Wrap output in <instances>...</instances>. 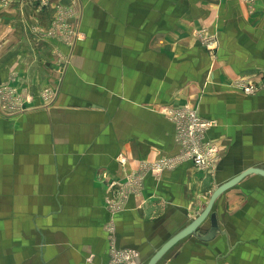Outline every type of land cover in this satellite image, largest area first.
<instances>
[{
	"label": "crops",
	"instance_id": "1",
	"mask_svg": "<svg viewBox=\"0 0 264 264\" xmlns=\"http://www.w3.org/2000/svg\"><path fill=\"white\" fill-rule=\"evenodd\" d=\"M3 95L17 98L8 113ZM184 106L214 121L218 158L142 172L179 152L168 113ZM252 166L264 168V0H0V264H109L112 246L146 264ZM213 211V238L208 218L159 264H264V177Z\"/></svg>",
	"mask_w": 264,
	"mask_h": 264
},
{
	"label": "built area",
	"instance_id": "2",
	"mask_svg": "<svg viewBox=\"0 0 264 264\" xmlns=\"http://www.w3.org/2000/svg\"><path fill=\"white\" fill-rule=\"evenodd\" d=\"M200 35L204 38V43L212 51L218 48L217 35L208 31H204ZM203 40V39H202ZM215 45V48L213 46ZM234 86L240 88L242 92L246 94L256 93L258 85L248 84L242 80H236ZM258 86V87H257ZM52 96V92L47 94V99ZM3 102L1 103V110L4 113H8L9 104H6L9 99H17L15 96L3 95ZM26 107L22 108V111H26ZM168 115L171 121L175 124V139L177 140L180 150L173 157H162L153 163L143 164L141 166L142 172L152 171L155 173H161L165 169H169L177 163L191 161L195 166L201 170H207L213 165L217 159L219 153L217 146L208 138H206L207 131L215 125L213 120H204L199 115L195 108H189L187 106L172 109ZM121 163H126L125 159ZM115 183L112 184L114 186ZM116 208L119 205L117 202ZM137 249H121L116 246H112L110 249V262L109 264H142V261L137 259Z\"/></svg>",
	"mask_w": 264,
	"mask_h": 264
},
{
	"label": "water",
	"instance_id": "3",
	"mask_svg": "<svg viewBox=\"0 0 264 264\" xmlns=\"http://www.w3.org/2000/svg\"><path fill=\"white\" fill-rule=\"evenodd\" d=\"M252 174H257L264 177V168L262 167H254L246 169L245 171L237 174V176L222 182L220 186H218L213 193L210 195V199L203 209L200 215L193 219V221L184 227L177 234L169 238L158 251H156L150 258L146 264H159L164 256L173 248H175L180 241L197 234L201 229V226L210 218L211 228L212 230L206 235L201 236L203 240H209L213 238V236L219 230V222L217 213L213 211L215 204L220 199V197L230 189L235 188L243 179Z\"/></svg>",
	"mask_w": 264,
	"mask_h": 264
},
{
	"label": "rangeland",
	"instance_id": "4",
	"mask_svg": "<svg viewBox=\"0 0 264 264\" xmlns=\"http://www.w3.org/2000/svg\"><path fill=\"white\" fill-rule=\"evenodd\" d=\"M203 29H204V31H208L206 28H203ZM200 32L202 33L203 30H200ZM200 32H199V33H200ZM200 38L203 39L202 41H203V43H204V38H203L202 35H200ZM213 48H215V45L213 46ZM217 50H218V49H217ZM217 50H215V51H217ZM233 86H234V85H233ZM234 87H235V86H234ZM257 87H258V86H257ZM258 89H259V87H258ZM258 89H257V90H258ZM219 153H220V150H219ZM163 157H164V156H163ZM217 158H218V157H217ZM122 164L125 165L126 163H122ZM133 175H135V174L132 173V175H129V176H133ZM135 176H136V175H135ZM114 183H117V182H114ZM117 186H118V184H116V187H117ZM114 187H115V186H114ZM122 193H123V192H122ZM109 205H110V207H112V208H116V206H117L116 203L113 202V201H109ZM135 249H136V248H135ZM137 252H138V255H137L138 257H137V259L140 260V252H139V251H137ZM141 261H142V260H140V262H141ZM142 264H144L143 261H142Z\"/></svg>",
	"mask_w": 264,
	"mask_h": 264
}]
</instances>
